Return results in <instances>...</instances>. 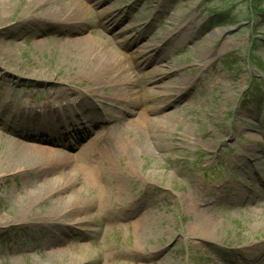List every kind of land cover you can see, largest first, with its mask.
Wrapping results in <instances>:
<instances>
[{"label": "rangeland", "instance_id": "obj_1", "mask_svg": "<svg viewBox=\"0 0 264 264\" xmlns=\"http://www.w3.org/2000/svg\"><path fill=\"white\" fill-rule=\"evenodd\" d=\"M77 1L79 21L68 9L55 11V0L26 17L28 0H8L0 14V112L15 116L23 105L53 101L89 115L92 99L108 104L103 112L117 129L109 151L124 127L125 141L141 136L140 116L151 144L132 166L124 152L90 161L102 177L100 205L65 149H51L60 166H0V264H264V0ZM80 39L109 42L121 81L79 73ZM153 69L173 75L151 83ZM0 134L3 163L9 134ZM62 177L74 183L56 197L40 188ZM30 195L39 198L32 215L17 218ZM196 212L218 225L209 237L195 232Z\"/></svg>", "mask_w": 264, "mask_h": 264}, {"label": "bare ground", "instance_id": "obj_2", "mask_svg": "<svg viewBox=\"0 0 264 264\" xmlns=\"http://www.w3.org/2000/svg\"><path fill=\"white\" fill-rule=\"evenodd\" d=\"M46 0H28L29 2V8L26 9V15H24V9L22 5L26 4L25 1L21 5V11L23 12L21 17L23 16H28V15H34L37 11L47 8L44 7L42 2H45ZM52 1V0H51ZM9 3L8 0H0V14L6 13L8 11ZM55 11L60 13L63 9H68L71 20L78 19L79 17H83L81 14H83V6H79V2L77 0H55ZM83 7V8H82ZM61 15V14H60ZM79 15V16H77ZM68 22V21H67ZM110 20H106L103 22L102 26L107 28L109 26ZM222 33V30L215 31L216 36L220 35ZM82 39L78 40L77 43V52L78 55L81 56L82 59V65L81 66V72L83 73L82 75H85L89 77L92 80H95L97 82H102L106 80H110L114 83H117L118 81H121L120 75H121V60L120 57L116 55L114 50L110 49L109 42L107 41H102V40H90V39ZM155 58L158 56L154 52ZM165 68V67H164ZM166 69V68H165ZM168 69V67H167ZM171 70V69H170ZM171 71H166V73H160L157 69H153L149 74H147V77L149 81L155 82L152 80V77L159 78L163 75H166L165 77H169L172 74ZM146 79V80H148ZM118 87H121L118 85ZM188 89V88H187ZM185 89L184 91H187ZM182 95V94H181ZM186 93L182 96H185ZM115 100L121 99L122 98V92L117 91L114 95ZM156 96L157 95H154ZM122 100H120V103ZM135 103L131 101L130 103H127L125 105L126 108H132V106ZM74 107H79L75 103L72 105ZM71 107V106H70ZM166 107V106H165ZM129 109V110H130ZM129 110L127 113H129ZM153 112H156V110H153ZM29 113L31 114H36L41 116V118H44V122L39 121L32 129L33 134H39L40 131H47L45 134H47V137H39L38 135H30V133L24 134V133H17V134H9V136H6V140L4 141L6 145L8 146V150L6 152V157L3 160V163H0V166L5 169V172L9 171H19V170H30V168H33L36 170H42L43 168L47 167H56L60 166L61 163L58 160L59 158L55 155L54 151L51 150L49 146H46V144L51 145V143H54V136L57 134V126L51 121L50 115H54L53 110L49 109V106L40 110H34L30 111ZM56 113V112H55ZM165 120L169 121L168 117H165ZM165 121V125H166ZM134 125L136 126L137 130H141L143 133L141 136L139 135L135 140L133 141H125V139L122 138V133L127 130L126 127H124L121 130V135L116 142L118 144L115 148L112 150H105L103 149L105 143L104 140L102 139L103 134L106 133L104 130L105 128L101 126H96L95 131L92 132L91 134V141L90 145L88 147H85L83 151L81 152V155L75 159L74 164H76L73 168L74 171H79L84 178V181L86 182V189L87 191L91 188L95 192V197H93L92 203L96 204V201L100 204H102L103 196L105 195V191L103 190L102 186H97V180L101 179V174H97V167L94 166L93 162H90L91 160L95 159L96 156L94 154L93 149L90 147L95 148L99 154H102V156H105L108 152H110V155L113 153H120L124 152L128 158L132 160L133 156L140 154L143 150H146L149 148L151 144V140L149 138V135L146 130H148V119L144 116H140L137 121H134ZM164 126V125H163ZM162 125L159 126L158 128L164 129ZM88 128V127H86ZM84 128V132H87L88 130H93V129H86ZM126 128V129H125ZM115 130L116 128H107V133L110 134V140H109V145L112 144V140L115 137ZM98 131V132H97ZM96 132V134H94ZM103 132V133H102ZM105 132V133H104ZM162 132V131H161ZM88 133V132H87ZM102 133V134H101ZM106 133V134H107ZM146 134L148 135L147 137ZM97 135V136H96ZM1 138V134H0ZM33 142H37L40 144H34ZM45 145V146H42ZM129 159V166L133 165V160L131 161ZM89 161V162H88ZM109 165H111L109 163ZM109 169V170H108ZM113 166L107 168V173L109 175H106L108 178L110 176V172L113 170ZM103 172V170H102ZM116 177V174H114ZM104 180V177L103 179ZM74 183L73 178H67V177H62L59 179H51V180H46L43 186H40V188L46 190V194H55L54 197L57 196L56 193H59L60 190H63L64 188L66 189L67 187H72ZM93 184V185H92ZM96 185L97 187H95ZM38 197H34L32 195L24 198L21 200L15 209V211H19V214L17 213V218L21 217V214H25L26 216L32 215V207L33 205L38 201ZM73 200V199H72ZM72 200L68 201L70 204L72 203ZM189 202L192 203L193 205L197 204V201L199 198L194 197H189L188 198ZM65 202V203H68ZM55 204H58L56 202ZM53 206V205H52ZM54 207V206H53ZM203 210L199 209V212H202ZM54 212L53 215H55L58 211H52ZM62 213V212H61ZM195 213V212H194ZM197 213V212H196ZM66 214V213H65ZM63 213V216L65 215ZM16 218V217H15ZM150 222V218L145 215L141 221V226L144 227ZM193 228H195V232L199 234L200 236L204 237H209L212 232L216 231L218 228V225L215 224L212 220L207 219V218H200V215L197 213L195 223L193 224ZM144 228H142L143 230ZM140 233L138 234V236ZM51 255V254H50ZM49 256V255H48Z\"/></svg>", "mask_w": 264, "mask_h": 264}]
</instances>
